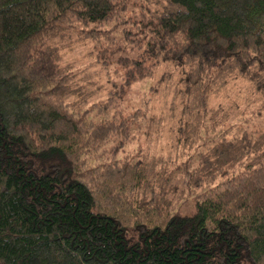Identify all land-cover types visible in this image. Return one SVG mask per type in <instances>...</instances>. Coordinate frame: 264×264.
I'll list each match as a JSON object with an SVG mask.
<instances>
[{"label": "trees", "instance_id": "1", "mask_svg": "<svg viewBox=\"0 0 264 264\" xmlns=\"http://www.w3.org/2000/svg\"><path fill=\"white\" fill-rule=\"evenodd\" d=\"M76 44L121 73L105 102ZM162 67L188 101L175 165L126 153L156 121L127 90ZM235 78L264 110V0H0V264H264V131L209 108Z\"/></svg>", "mask_w": 264, "mask_h": 264}, {"label": "rangeland", "instance_id": "2", "mask_svg": "<svg viewBox=\"0 0 264 264\" xmlns=\"http://www.w3.org/2000/svg\"><path fill=\"white\" fill-rule=\"evenodd\" d=\"M117 36L119 38L120 34ZM88 49L87 46L82 47L81 44H76L71 52L65 54V60L76 61V65L79 67L89 68L84 75L83 83L92 94L88 101L90 106L107 100L109 91L112 89L108 77L114 75L119 80L122 76L119 71L115 72V69H112L111 73H105L99 69V65L90 58ZM111 67L114 68V66ZM163 74L169 75H166L165 80L159 84H157L158 79L152 83L145 80L127 90L122 104L125 111L127 113L134 112L139 106H144L142 103L144 100H149L151 103L149 117L154 115L156 121L153 127H148L150 125L149 120L133 125L131 130L133 140L128 145L126 153L135 160H152L154 157H163L166 160H171L175 165L185 161L187 155L194 152L190 148L180 147L177 144V131L181 125V120L186 117L184 111L188 101L184 93L185 86L182 81V74L172 72L170 67H162L159 76L162 77ZM114 80L118 81L115 78ZM153 86L155 93L151 91ZM209 104V108L217 112L218 117H225L223 129L244 127L249 131L257 129L264 131L262 102L246 81L239 78L230 79L222 87L220 93L210 99ZM205 126L201 128L202 133ZM186 202L179 206V210L184 215H190L194 209L191 197H188Z\"/></svg>", "mask_w": 264, "mask_h": 264}]
</instances>
